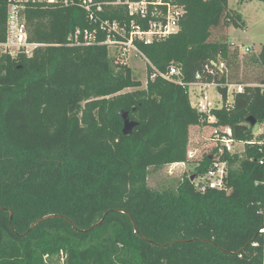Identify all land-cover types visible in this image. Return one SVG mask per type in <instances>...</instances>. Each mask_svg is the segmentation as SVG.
<instances>
[{
	"label": "trees",
	"instance_id": "obj_1",
	"mask_svg": "<svg viewBox=\"0 0 264 264\" xmlns=\"http://www.w3.org/2000/svg\"><path fill=\"white\" fill-rule=\"evenodd\" d=\"M176 1L185 8L179 30L138 45L186 82L206 62L225 61L227 74L207 79L245 88L231 109L212 110L215 121L192 105L188 86L151 79V67L143 86L106 44L71 39L96 27L76 2L26 5L29 41L40 45L0 56V264H264V44L240 57L227 34L214 39L244 26L228 0ZM106 9L125 17L123 7ZM7 12L0 0V41ZM249 66L254 82L240 76ZM121 111L138 122L130 134ZM207 125L230 127L243 152L216 148L174 187L152 188L153 171L189 162L191 127ZM216 159L227 162L226 189L202 192L195 179Z\"/></svg>",
	"mask_w": 264,
	"mask_h": 264
},
{
	"label": "built area",
	"instance_id": "obj_2",
	"mask_svg": "<svg viewBox=\"0 0 264 264\" xmlns=\"http://www.w3.org/2000/svg\"><path fill=\"white\" fill-rule=\"evenodd\" d=\"M30 2L66 6L76 2L85 10L88 19L96 27L93 30L77 28L71 39L86 45L106 44L118 63L129 65L132 59L143 58L147 62V66L151 67V79L161 77L167 81L188 86L190 90L199 89V102L194 107L207 116V121L216 120V117L211 113L213 109H231L236 94L243 92L245 88L244 83L217 82L207 79L208 76L227 74L228 66L221 59H212L206 62L203 69L196 73L194 80L186 82L182 80L178 66L171 65L166 70H160L146 57L138 43L152 44L154 41L161 40L179 30L185 8L176 0H8L7 36L4 41H0V56L15 57L20 53L31 55L33 48L40 45L29 41L23 10ZM108 7H123L125 17L121 19L105 17L104 14ZM100 32L105 34L102 40L99 38ZM236 48L240 54L258 53L253 45L244 47L238 44ZM252 85H256V83H252ZM210 87L226 89L225 97L220 93L223 98L221 105H215L210 101L206 93ZM214 137L220 153L234 152L236 140L232 136L230 127H215ZM189 157L191 158V155ZM260 162L264 163V157ZM227 174V162L216 159L204 175L195 179L196 187L202 192L208 189H226Z\"/></svg>",
	"mask_w": 264,
	"mask_h": 264
},
{
	"label": "rangeland",
	"instance_id": "obj_3",
	"mask_svg": "<svg viewBox=\"0 0 264 264\" xmlns=\"http://www.w3.org/2000/svg\"><path fill=\"white\" fill-rule=\"evenodd\" d=\"M229 7L236 12L240 13L244 26L236 27L230 25L224 29L218 30L214 33V39L222 34H227L229 41L236 47L241 44L246 47L253 45L257 50L264 44V1L254 0L251 2L241 3L239 0H228ZM240 57L247 56V54H240ZM129 66L133 71V76L143 83V86L147 82V62L143 58L132 59L129 62ZM253 66H249L244 73L240 76H246L247 80L255 81L257 77ZM199 89H191V103L196 106L199 102ZM206 93L209 96L210 101L213 104L221 105L223 103L222 95L215 87H210ZM215 127L211 125L207 126H192L190 130L189 139V157L188 163H175L172 165H166L160 170L153 171L148 183L155 189H169L174 187L176 181L181 179L184 175H191L195 171L196 161L202 159L205 155L215 154L218 143L214 137ZM263 130L262 124L255 125V132L261 133ZM244 150V143L241 141H235L234 152L242 153ZM188 155V156H189Z\"/></svg>",
	"mask_w": 264,
	"mask_h": 264
},
{
	"label": "water",
	"instance_id": "obj_4",
	"mask_svg": "<svg viewBox=\"0 0 264 264\" xmlns=\"http://www.w3.org/2000/svg\"><path fill=\"white\" fill-rule=\"evenodd\" d=\"M120 115L122 116L123 118V121H124V125H123V132L124 134H130L133 129L138 125V122L131 119L130 116H129V113L126 112V111H121L120 112ZM247 122L250 123V125L252 127H254L256 125V121L254 119H252L251 117H249L247 119ZM195 179V175H192L191 176V180H194ZM54 215H50V216H46L42 219H39L38 221H36L35 223H33V225L31 226V228H33L34 226H36L38 223H40L43 219H48L50 217H53ZM11 218H12V212H11ZM101 221L98 223L100 224Z\"/></svg>",
	"mask_w": 264,
	"mask_h": 264
}]
</instances>
